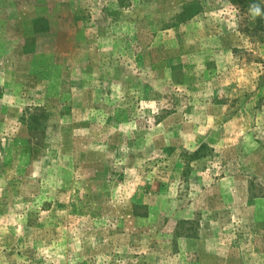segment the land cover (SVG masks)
I'll use <instances>...</instances> for the list:
<instances>
[{"label": "rangeland", "instance_id": "rangeland-1", "mask_svg": "<svg viewBox=\"0 0 264 264\" xmlns=\"http://www.w3.org/2000/svg\"><path fill=\"white\" fill-rule=\"evenodd\" d=\"M237 1L0 0V264H264Z\"/></svg>", "mask_w": 264, "mask_h": 264}, {"label": "trees", "instance_id": "trees-1", "mask_svg": "<svg viewBox=\"0 0 264 264\" xmlns=\"http://www.w3.org/2000/svg\"><path fill=\"white\" fill-rule=\"evenodd\" d=\"M237 5L245 8L248 7L249 3L247 0H239L237 1ZM251 21L252 22L244 28V32H246V34H248L250 37L257 39L258 42H264V19L257 18L255 21ZM202 149L203 146H200L196 151L189 153V160L198 158Z\"/></svg>", "mask_w": 264, "mask_h": 264}, {"label": "clouds", "instance_id": "clouds-1", "mask_svg": "<svg viewBox=\"0 0 264 264\" xmlns=\"http://www.w3.org/2000/svg\"><path fill=\"white\" fill-rule=\"evenodd\" d=\"M262 4H264V0H261L259 3H251L249 5L248 15L253 21H255L257 18L264 19V9H262ZM232 7L235 8L236 6L233 5Z\"/></svg>", "mask_w": 264, "mask_h": 264}]
</instances>
